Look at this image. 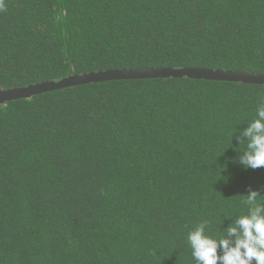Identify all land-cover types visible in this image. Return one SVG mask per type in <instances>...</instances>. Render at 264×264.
I'll list each match as a JSON object with an SVG mask.
<instances>
[{
	"label": "trees",
	"instance_id": "obj_1",
	"mask_svg": "<svg viewBox=\"0 0 264 264\" xmlns=\"http://www.w3.org/2000/svg\"><path fill=\"white\" fill-rule=\"evenodd\" d=\"M137 68L264 74V0H0V91ZM262 102L184 77L0 105V264H195L190 230L264 204L238 139Z\"/></svg>",
	"mask_w": 264,
	"mask_h": 264
},
{
	"label": "clouds",
	"instance_id": "obj_2",
	"mask_svg": "<svg viewBox=\"0 0 264 264\" xmlns=\"http://www.w3.org/2000/svg\"><path fill=\"white\" fill-rule=\"evenodd\" d=\"M256 117L240 131L246 142L239 163L247 169L264 167V102L257 105ZM247 214L239 216L218 237L211 234L209 221H201L187 234L195 264H264V204L259 191L249 187ZM207 230V231H206Z\"/></svg>",
	"mask_w": 264,
	"mask_h": 264
},
{
	"label": "water",
	"instance_id": "obj_3",
	"mask_svg": "<svg viewBox=\"0 0 264 264\" xmlns=\"http://www.w3.org/2000/svg\"><path fill=\"white\" fill-rule=\"evenodd\" d=\"M197 80L241 82L252 85H264V74L244 71L213 70L208 68H137L115 69L70 76L60 81H47L29 85L21 89L0 91V105L12 100L31 98L50 91L75 87L90 83L120 80H146L161 78H184Z\"/></svg>",
	"mask_w": 264,
	"mask_h": 264
}]
</instances>
